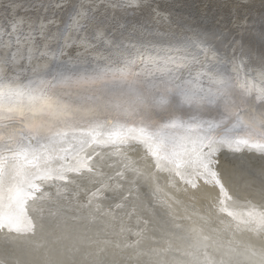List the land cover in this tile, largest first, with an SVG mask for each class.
Here are the masks:
<instances>
[{
    "label": "snow or ice",
    "instance_id": "1",
    "mask_svg": "<svg viewBox=\"0 0 264 264\" xmlns=\"http://www.w3.org/2000/svg\"><path fill=\"white\" fill-rule=\"evenodd\" d=\"M42 6L63 7L60 0ZM111 6L140 5L124 0ZM17 7L8 0L9 14L0 18V242L15 254L0 264H264V243L235 240L241 232L264 237V188L261 203L246 199L241 205L230 192L239 189L247 169L242 162L221 165L225 150L264 158V56L253 61L235 40L230 53L221 51L195 32L177 36L121 26L116 36L97 16L102 5H74L66 20L42 17L38 23L17 17ZM254 62L258 70L250 67ZM207 115L213 118L202 119ZM131 141L145 146L177 191V177L193 189L200 180L218 187L212 208L222 227L213 231L232 239L205 234L195 222L188 229L191 243L183 247L164 234L148 236L150 221L143 216L154 209L138 215L133 204L126 211L132 185L145 170L129 161L114 175L95 171L102 153L93 144L114 146L112 154L127 159L120 146L131 147ZM72 153L73 162L52 166ZM84 170L94 173L91 188L69 178ZM57 181L64 183L54 196L43 192ZM70 185H76L78 214L52 213L59 234L37 239L42 203L70 199ZM105 202L114 206L105 208ZM180 204L169 196L160 207L174 216ZM85 211L87 217L80 214ZM184 212V219L206 220L187 207ZM134 216L137 228L144 225L139 231L130 226Z\"/></svg>",
    "mask_w": 264,
    "mask_h": 264
},
{
    "label": "bare ground",
    "instance_id": "2",
    "mask_svg": "<svg viewBox=\"0 0 264 264\" xmlns=\"http://www.w3.org/2000/svg\"><path fill=\"white\" fill-rule=\"evenodd\" d=\"M18 2L25 3L26 9L20 14H17V17H24L36 21L37 23L43 17L45 19H51L53 16L58 20H66L67 12L74 5H83L84 7L102 5L99 8L97 16L104 19L107 24V31L110 34H115L119 36V33L123 30L121 26H124V29H132L133 27H140L145 31H150L152 33H169L175 34L177 36L182 34H191L189 29L182 30L184 22L178 21L172 22L174 16L170 15V9L163 4L161 0H137L139 7H116L113 8L112 4H124V0H60V3L63 5L62 8H49L48 11L44 10L43 4H55L57 0H16ZM177 1V0H176ZM179 1V0H178ZM183 1V0H181ZM224 3L215 2L211 0L209 6H214L213 10H219L222 15L226 13L235 14L234 20L238 19L239 16L244 15V13L256 12L261 9H264V0H223ZM262 1V2H261ZM204 2V1H202ZM7 2L1 4L2 10L0 9V18L9 14V9H7ZM150 5L149 10L147 8H142L145 5ZM207 3L203 4L200 8L205 9ZM208 6V7H209ZM141 8V9H139ZM4 13V14H3ZM46 13V14H45ZM166 20H170L179 31H175V26H172ZM143 21V22H141ZM140 24V25H139ZM191 31L197 33L199 29H194L190 26ZM55 31V28L52 29ZM201 34H206L198 32ZM207 35V34H206ZM228 38V37H227ZM223 36L218 38L217 41L213 43L221 51L227 49L229 53L232 51L230 47L233 43L226 44L224 43ZM244 49L251 54L253 61H258L259 57L264 56V39H254L250 43H243ZM38 43H43L39 41ZM228 43V42H227ZM76 49H72V54H75ZM252 69L258 70V63L250 64ZM194 71V70H193ZM256 72L253 71V75ZM211 115L202 117V119H212ZM219 118V117H217ZM71 139V137H69ZM131 147L128 145H121L120 147L127 150V159L120 155H114L113 147L114 146H104L93 144L92 147L96 149L97 153H102V157L95 158L97 160V166L95 168L96 172H103L105 176L114 175L117 171H123L125 164L129 161L135 162L136 167L145 170L143 176L139 178L137 183L132 185V199L128 204L126 211L132 210V205H137L139 211L138 215H143V209L145 207L154 209L147 216H143L144 219L150 221L148 225V236L156 235L157 237L164 234L165 239H171V242L174 247H183L184 245L191 243V234L188 229L189 226L195 222L198 227H202L205 231V234L212 235L213 237H218L224 241L232 239V237L225 232H215V229H221V225L218 222L216 212L212 208L214 198L219 194V188L213 190L212 185H205L203 180L197 181L198 187L196 189L191 188V186L185 185L183 182L179 181V178H176L178 187L181 189L177 191V188L169 185V175L166 172L158 171L155 168V158L151 157L150 154L146 153V148L142 143L137 141L130 142ZM66 147V145H65ZM73 155L69 154L65 156V160L61 161L55 159L52 162L53 167H58L61 164L66 162H73ZM230 162H242L247 171L244 178L239 182V189L234 188L230 194L234 195V198L237 199L241 205L244 204L245 200H252L254 203H261L259 192L264 188V158H261L255 153H249L245 151L243 154L232 153L225 150L224 154L221 156V165L222 168H228ZM100 165H103L101 167ZM70 179H75L76 184L80 188H91V183L94 178V173L89 174L84 170L83 174L68 173ZM133 177L129 176V179ZM64 182L57 181L55 183L49 182L48 185L43 186V192H50L53 196L56 193L57 186H63ZM50 185V186H49ZM97 187L99 185H96ZM70 191L66 194L70 199L61 198L59 200H53L51 202L44 201L42 203L43 207V220L39 219L41 213L37 212V239H43L49 233H58L57 222L58 217H53L52 213L57 212L58 210L67 214L68 216L77 215L75 207L77 201L73 196V193L77 190L76 185H70ZM127 187V186H126ZM187 187L188 191L184 192L183 189ZM94 190V189H92ZM241 191L242 194L236 195V191ZM244 193H251V195H245ZM127 194V193H125ZM174 197L175 200L181 202V204L175 210V215L170 216L165 208L160 207V202L164 201L167 197ZM86 197H81L80 203H86ZM119 202V201H116ZM114 204L105 202L104 207L110 208ZM187 207L188 214L193 212H198L200 216H204L206 220H200L199 216H192L191 220L184 219L185 212L184 208ZM81 215L87 217V212L80 213ZM124 215V213H121ZM126 218V217H125ZM40 223H43L44 228L41 231L39 229ZM88 220H82L81 224H87ZM179 224L180 227L176 225ZM130 226L133 231H139L141 228H144L143 223H141L140 228L136 227V217L134 216L131 220ZM95 227V226H93ZM119 225H117V228ZM235 240L239 241L241 245L243 244H254L260 246L264 243V237H256L248 232H241L235 235ZM150 245V241H146ZM15 258L13 248L11 244H5L0 242V260L11 261Z\"/></svg>",
    "mask_w": 264,
    "mask_h": 264
},
{
    "label": "water",
    "instance_id": "3",
    "mask_svg": "<svg viewBox=\"0 0 264 264\" xmlns=\"http://www.w3.org/2000/svg\"><path fill=\"white\" fill-rule=\"evenodd\" d=\"M161 1L164 2L163 4L168 8V11L170 9V15L174 16L172 22H184L183 27H181L182 30L189 29V31L193 33V31H191L190 29V26H192L196 30L197 28H199L196 32L206 33L209 37L212 38L213 42L217 41V39L221 38L222 36L224 38L228 37L227 39H224L225 45L233 43L234 40L242 41L243 43L247 44L254 39H262L261 32H264V9L256 12L244 13V15L239 16L238 19L234 20L235 14L241 13L230 14L226 13L225 11V15L221 16L222 13L219 10H213L214 6H209L211 0ZM214 1L221 4L224 3L223 0ZM3 2L8 3V0H0V9L2 10V12H4L1 7V4ZM14 2L16 3V5H18V7L15 9V15L27 10L25 3H20L16 0H14ZM206 3L207 5L205 9H201L200 7ZM142 8H147V10H149L150 5L147 6L146 4L145 7L143 6ZM166 22H168L172 26H175L172 22H170V20H166ZM174 30L179 31L177 27L174 28Z\"/></svg>",
    "mask_w": 264,
    "mask_h": 264
}]
</instances>
